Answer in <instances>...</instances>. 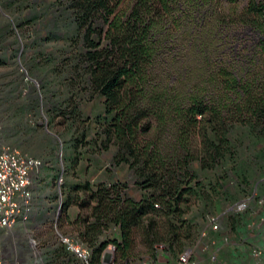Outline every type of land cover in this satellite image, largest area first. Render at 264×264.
I'll return each instance as SVG.
<instances>
[{"label": "trees", "instance_id": "obj_1", "mask_svg": "<svg viewBox=\"0 0 264 264\" xmlns=\"http://www.w3.org/2000/svg\"><path fill=\"white\" fill-rule=\"evenodd\" d=\"M51 8L66 23L72 80L49 114L60 111L71 126L88 120L74 148L94 130L141 192L134 199L119 180L67 183L59 230L74 227L91 264H103L110 245L115 264L136 263L140 231L153 261L160 249L178 259L198 239L186 214L208 199L203 174L237 161L243 146L254 153L263 144L253 158L264 162V0H54ZM79 88L82 103L99 99L100 114L85 115ZM67 161L74 168L79 158ZM113 228L118 237L104 240Z\"/></svg>", "mask_w": 264, "mask_h": 264}, {"label": "rangeland", "instance_id": "obj_2", "mask_svg": "<svg viewBox=\"0 0 264 264\" xmlns=\"http://www.w3.org/2000/svg\"><path fill=\"white\" fill-rule=\"evenodd\" d=\"M52 4L54 0H0V151L11 146L43 162V167L32 179L34 214L44 221L37 226L36 233L29 236L36 240H48L53 235L57 238L62 233L58 221L67 183L90 180L95 185L119 180L128 183L129 193L134 199L141 198L129 168L115 166L116 149L102 151L94 140V130L85 129L89 132L85 143L74 148L75 140L82 138L88 120H78L71 126L67 123L71 119L63 118L60 111L49 114V104L55 107L65 104L72 80L69 76L71 69L65 60L70 46L65 37L66 23L62 18L55 19L57 13L49 9ZM240 45L236 54L243 49ZM76 92H79L78 104L86 116L94 117L102 112L98 98L87 96L82 103L80 88ZM262 146L260 144L257 150ZM254 150L253 146H243L237 161L218 171L204 173L205 181L213 187L207 188L208 199H195L188 205L186 219L198 230L197 242L190 247L200 264H212L211 257L215 252L219 257L216 264L264 263V258L256 260L253 257L254 249L263 248L257 244L258 239L264 241L262 234L258 238L255 236L257 230L264 228V162H255L253 155L256 156L258 151L253 153ZM73 155L79 158V162L71 168L67 160ZM61 179L64 180L62 186ZM220 183L223 188H220ZM242 201L249 202L246 212H230ZM77 211V207L71 208L69 214L72 218ZM213 216L221 221V230L217 233L209 230V218ZM232 221L239 224L238 230L229 227ZM254 222L257 223L255 227ZM64 230L70 233L67 237L78 241L74 227L65 223ZM204 231L209 238H202ZM143 233L140 231L136 237L137 260H153ZM14 234L15 230L2 231L0 237L8 239ZM118 234L119 231L113 228L103 239L110 241ZM159 251L160 259L155 261L158 264H178L184 253L173 260L163 250ZM3 254L6 264H14L15 259L6 249ZM237 258L244 261L239 263Z\"/></svg>", "mask_w": 264, "mask_h": 264}, {"label": "built area", "instance_id": "obj_3", "mask_svg": "<svg viewBox=\"0 0 264 264\" xmlns=\"http://www.w3.org/2000/svg\"><path fill=\"white\" fill-rule=\"evenodd\" d=\"M43 162L31 157L11 146L4 147L0 151V231H10L18 224L29 223L35 211V199L32 190L33 175L40 171ZM62 186L64 180L61 179ZM249 208L248 201H242L230 209L233 213H244ZM209 230L218 232L221 230L219 217L209 218ZM59 237L67 245L69 251L74 253L82 264H91L92 251L84 244L75 239L59 233ZM203 239L209 238L206 231L202 234ZM36 247L37 243L33 242ZM212 244V243H211ZM209 246V245H208ZM256 260L264 258V247L253 250ZM217 253H213L211 263L218 262ZM115 248L110 246L107 250L103 264H115ZM0 264H3L0 250ZM133 264H158L153 260L138 261ZM178 264H200L192 249L186 251L179 259Z\"/></svg>", "mask_w": 264, "mask_h": 264}, {"label": "crops", "instance_id": "obj_4", "mask_svg": "<svg viewBox=\"0 0 264 264\" xmlns=\"http://www.w3.org/2000/svg\"><path fill=\"white\" fill-rule=\"evenodd\" d=\"M36 216L33 213L29 223H20L15 227V229L7 231L12 232L15 230V234L9 237L8 239L0 237V250L3 264L7 263V261L4 260V249H6V251L9 252L11 257L15 259L14 264H81L77 256L68 250L67 245L62 242L59 236L57 238H54L53 235V237L48 240L41 238L39 240H36L29 237L30 234L36 233L37 226L44 222L42 221V219H40V217ZM262 221L264 223V218H262ZM255 222L253 224V227H255V224H257ZM256 229L257 228H255V230ZM2 231L4 230H1L0 234ZM258 235H261V238H264L263 227L261 228V230H257V234L255 236L258 238ZM34 241L37 243L36 247L33 244ZM257 244H260L261 247H264V241H259L258 239ZM233 250H235V247L233 248ZM62 252L67 256V258L60 256V253ZM51 254H53L54 258H51ZM240 261L244 260L237 258V262L240 263ZM258 264L264 263L261 262Z\"/></svg>", "mask_w": 264, "mask_h": 264}]
</instances>
